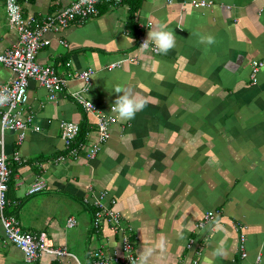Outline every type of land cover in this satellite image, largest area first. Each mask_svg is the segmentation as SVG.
Segmentation results:
<instances>
[{"label":"crops","instance_id":"crops-1","mask_svg":"<svg viewBox=\"0 0 264 264\" xmlns=\"http://www.w3.org/2000/svg\"><path fill=\"white\" fill-rule=\"evenodd\" d=\"M72 1L20 5L37 27ZM197 1L205 3L103 0L98 15L45 34L50 43L37 61L68 84L52 100L31 79L26 116L33 121L4 134L12 172L0 211V264L26 262L6 235L3 219L10 217L73 254H43L31 264H92L97 249L121 253L125 236L146 264H264V64L253 67L264 61V0ZM6 4L0 0V55L19 42ZM157 25L175 37L166 54L151 40L142 47ZM208 36L214 43L200 42ZM88 68L90 83L79 77ZM13 75L0 62V85ZM75 91L95 104V113L71 97ZM125 92L146 102L131 120L111 111ZM100 113L109 119L108 140L100 138ZM65 120L82 126L83 139L79 132L72 144H84L78 156L63 141ZM93 146L98 151L89 156ZM40 179L48 188L29 193ZM98 202L120 211L122 224L95 228ZM209 210L214 218L200 225ZM221 246L224 254L213 256Z\"/></svg>","mask_w":264,"mask_h":264},{"label":"built area","instance_id":"built-area-1","mask_svg":"<svg viewBox=\"0 0 264 264\" xmlns=\"http://www.w3.org/2000/svg\"><path fill=\"white\" fill-rule=\"evenodd\" d=\"M103 0H73L70 4L63 6L57 11L48 14L41 26L34 27L32 20L24 17L20 0H7V12L9 15L10 26L19 32V42L11 49L5 51L0 55V62L8 66L13 71V77L7 82L0 85V95L7 96L5 103L0 104L1 113V137H0V211L3 212L7 205V193L9 189V179L11 175V168L8 162V155L5 150L4 134L8 130H26L33 121L32 115L26 116V103L28 102V86L31 79H36L49 92L50 99L54 100L57 95L63 91L68 84L67 79L61 76L53 66L42 65L37 61V54L41 47L48 45L50 40L45 37L49 31L57 32L62 28L67 27L72 21L77 19H87L91 16L99 14V4ZM110 4L118 5L123 0H106ZM204 1L193 0L195 6L204 4ZM11 9L16 11L13 13ZM145 42V39L142 40ZM264 61H254L253 67L255 72L259 66L263 65ZM94 70L88 68L80 71L79 77L86 83L92 81ZM254 76V75H253ZM71 97L85 106L89 111L95 113V104L87 99L81 91L71 92ZM98 115V128L101 140H108L110 137L108 126L109 119L103 116L102 113ZM114 120L112 116L110 118ZM62 138L65 144L70 148V153L73 156H78L80 150L83 149L84 144L78 143L72 145L77 141V136L80 132V125L75 121H63L62 124ZM39 129V127H36ZM23 137V136H22ZM21 137V138H22ZM98 151L96 146L90 147L89 156H94ZM16 159L20 157L16 154ZM47 183L40 179L35 182L29 193H37L47 189ZM99 209L97 210V219L94 227L97 228L104 221L113 222L115 226L122 224L123 215L120 211L105 208L102 203L98 202ZM215 216L213 210L205 213L200 225L209 223ZM6 235L8 239L20 247L25 254V264H31L36 258L43 254H54L58 256L73 255L65 246H56L50 243L47 234H34L26 232L20 226L15 217L3 219ZM69 226L76 224L75 218L68 219ZM238 229L240 226L237 224ZM240 234V246L245 247V234ZM193 240L188 244L192 246ZM247 251L242 253L243 257L247 256ZM75 256V255H74ZM92 264H142L140 256L134 252V245L125 236L123 249L121 253H114V255H107L103 250H95L93 253ZM77 258V257H76ZM79 264H83L79 261Z\"/></svg>","mask_w":264,"mask_h":264},{"label":"clouds","instance_id":"clouds-1","mask_svg":"<svg viewBox=\"0 0 264 264\" xmlns=\"http://www.w3.org/2000/svg\"><path fill=\"white\" fill-rule=\"evenodd\" d=\"M14 13L16 10L11 9ZM151 40L154 42L155 51L160 54H166L170 49L175 46V37L174 35L163 29L162 26H154L151 31L148 33V39L142 44V47L147 48V42ZM201 43L212 44L214 40L211 36L200 37ZM117 93H121V89H115ZM8 99L7 96L0 95V104H3ZM145 101L143 99L137 98L136 96L131 95L130 93L125 92L122 95H119L113 104L111 111L116 113L121 120H131L134 119L136 113L142 110L145 107ZM224 254L223 248L218 247L213 253V256H222ZM142 264H146V257L142 258Z\"/></svg>","mask_w":264,"mask_h":264},{"label":"trees","instance_id":"trees-1","mask_svg":"<svg viewBox=\"0 0 264 264\" xmlns=\"http://www.w3.org/2000/svg\"><path fill=\"white\" fill-rule=\"evenodd\" d=\"M81 129H82V126H81ZM82 132V131H81ZM81 132H80V135H79V137H81L82 136V134H81ZM83 133V132H82ZM78 137V138H79ZM83 138L81 137V140H82ZM78 140V139H77Z\"/></svg>","mask_w":264,"mask_h":264}]
</instances>
